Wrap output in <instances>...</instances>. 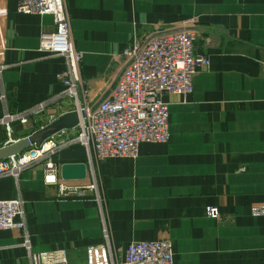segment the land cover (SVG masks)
I'll use <instances>...</instances> for the list:
<instances>
[{
	"label": "crops",
	"instance_id": "crops-1",
	"mask_svg": "<svg viewBox=\"0 0 264 264\" xmlns=\"http://www.w3.org/2000/svg\"><path fill=\"white\" fill-rule=\"evenodd\" d=\"M74 47L84 53L80 98L97 105L122 73L124 51L138 39L188 22L195 50L211 65L187 96H166L170 141L147 143L137 159L102 163L74 142L78 130L44 144L39 133L73 109L67 100L12 133L0 123V148L26 137L46 151L18 179L0 180V200L21 198L26 230L0 231V264H33L49 253L87 264L86 251L105 242L123 258L133 242L173 243L175 264H264V0H65ZM18 0H0V120L20 114L63 90V57L38 51L55 30L49 15H25ZM59 169L87 165V178L66 181L83 195L60 196L46 185V161ZM62 178V177H61ZM217 207L221 220L206 214ZM26 237L30 248L25 245Z\"/></svg>",
	"mask_w": 264,
	"mask_h": 264
},
{
	"label": "built area",
	"instance_id": "built-area-1",
	"mask_svg": "<svg viewBox=\"0 0 264 264\" xmlns=\"http://www.w3.org/2000/svg\"><path fill=\"white\" fill-rule=\"evenodd\" d=\"M17 11L53 18L55 30L42 34L38 51L46 58L63 57L67 67L58 75L63 85L60 93L20 114H6L0 123L11 134L15 122L26 125L32 116H42L53 106L61 108L70 100L73 109L69 112L77 111L80 117L74 142L88 148L92 170L94 162L137 159L143 144L168 143L171 133L166 96H189L193 92L194 76L211 65L209 57L196 53L192 22L154 32L136 39L124 51V69L108 96L97 105H91L89 99L83 103L79 93L83 88L81 67L85 55L73 45L65 0H18ZM3 69L0 67V72ZM49 116L50 123L59 117L53 113ZM45 154L43 146L35 143L22 155L0 161V180L18 179ZM44 182L56 186L60 196L83 195L85 190H97L95 184L83 189L66 183L51 160L46 161ZM24 204L21 198L0 200V231L26 230ZM253 213L264 215V206L255 208ZM206 214L213 220L222 218L217 207H207ZM25 245L30 248L27 237ZM86 255L87 264H175L173 243L168 240L133 242L121 258L106 236L103 244L89 247ZM32 261L33 264H67V256L63 252L55 259L49 253H40L33 254Z\"/></svg>",
	"mask_w": 264,
	"mask_h": 264
},
{
	"label": "water",
	"instance_id": "water-1",
	"mask_svg": "<svg viewBox=\"0 0 264 264\" xmlns=\"http://www.w3.org/2000/svg\"><path fill=\"white\" fill-rule=\"evenodd\" d=\"M79 120L80 117L77 111L68 112L58 117L39 133L41 144L63 131L75 129L79 124ZM35 143L34 138L26 137L7 144L0 148V161L22 155ZM87 174L88 168L84 163H70L61 166V177L65 181H82L87 178Z\"/></svg>",
	"mask_w": 264,
	"mask_h": 264
}]
</instances>
